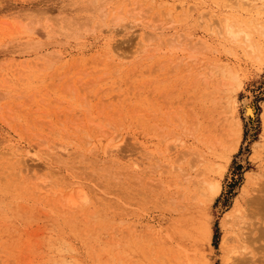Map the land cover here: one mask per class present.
<instances>
[{
    "label": "rangeland",
    "instance_id": "rangeland-1",
    "mask_svg": "<svg viewBox=\"0 0 264 264\" xmlns=\"http://www.w3.org/2000/svg\"><path fill=\"white\" fill-rule=\"evenodd\" d=\"M149 1L0 0V264H229L236 211L264 228V57L231 0Z\"/></svg>",
    "mask_w": 264,
    "mask_h": 264
},
{
    "label": "bare ground",
    "instance_id": "bare-ground-1",
    "mask_svg": "<svg viewBox=\"0 0 264 264\" xmlns=\"http://www.w3.org/2000/svg\"><path fill=\"white\" fill-rule=\"evenodd\" d=\"M151 1L154 3V1L156 0H151ZM151 1L149 2L152 3ZM259 1L263 2L264 4V0H231L230 2L226 3V6L229 9H231V16H226L220 21L219 25L221 27L219 26V29L221 28L222 29L219 32L222 35L225 34L234 40H236L239 36H242L243 38L242 40L246 43V45L249 47L251 52L255 53L257 56L262 55L264 57V51L261 49V42L256 37L257 35L259 36L261 34L264 35V19L261 16H259V12L257 8L258 4L260 3ZM244 7H247V9H244ZM202 18L203 17L201 16V19ZM177 43H178L177 45L179 46L180 42ZM177 45L174 44L175 48L177 47ZM182 48L184 50L185 46L184 47L182 46ZM240 106L243 109V113L247 122L250 121V118H254L255 105L253 103V98L251 97V95L250 98L245 97L240 102ZM200 181H206L205 177H201ZM76 182L73 181L72 183H70L69 187L72 184L76 186L78 184V180ZM262 186L264 187V183L262 184ZM78 188L79 187H72L70 189V193L68 192L65 195L67 199L64 198L63 200L67 202L73 201L72 197L74 194L72 193V191L73 190H75V192L80 191V189L78 190ZM219 188H220V184L218 183L212 184V191L214 194H216L219 191ZM261 200L262 198L259 194H256V196L252 200L254 207L256 209L258 207L257 211H260L259 209H261L258 206L263 201ZM255 204H257V206ZM249 205H251V203ZM248 209L249 208L245 207L243 209L244 211L241 212L238 210L234 214L233 219L235 221L236 228L233 230L232 243L228 245L225 242V237H223L221 240V246L224 250L223 251L224 259L229 264H255V262H257V260L260 259L258 258L259 255L261 256V254H259L258 251L260 252L262 250V247H263L262 252L264 251V242L263 243L260 242L262 238L264 240V228L256 224L254 220L253 216L256 217L257 212L255 213V211L253 212ZM258 241L262 244V245L260 244V246H262L260 247L261 250L258 249L259 248L257 244ZM263 256L264 255H262V257ZM262 260L264 261V259Z\"/></svg>",
    "mask_w": 264,
    "mask_h": 264
}]
</instances>
